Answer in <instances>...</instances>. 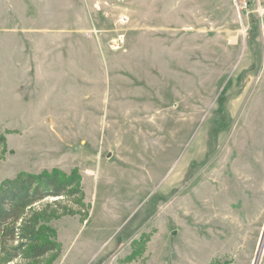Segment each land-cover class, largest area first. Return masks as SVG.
Masks as SVG:
<instances>
[{
    "label": "rangeland",
    "instance_id": "rangeland-1",
    "mask_svg": "<svg viewBox=\"0 0 264 264\" xmlns=\"http://www.w3.org/2000/svg\"><path fill=\"white\" fill-rule=\"evenodd\" d=\"M55 169L0 264H264V0H0V182Z\"/></svg>",
    "mask_w": 264,
    "mask_h": 264
},
{
    "label": "trees",
    "instance_id": "trees-1",
    "mask_svg": "<svg viewBox=\"0 0 264 264\" xmlns=\"http://www.w3.org/2000/svg\"><path fill=\"white\" fill-rule=\"evenodd\" d=\"M80 193L77 176L59 170L21 171L0 182V263L15 258L38 259L57 246L48 227L22 218L24 209L47 197Z\"/></svg>",
    "mask_w": 264,
    "mask_h": 264
},
{
    "label": "bare ground",
    "instance_id": "bare-ground-1",
    "mask_svg": "<svg viewBox=\"0 0 264 264\" xmlns=\"http://www.w3.org/2000/svg\"><path fill=\"white\" fill-rule=\"evenodd\" d=\"M88 173H89V174H91V173H92V171H91V170H89V171H88Z\"/></svg>",
    "mask_w": 264,
    "mask_h": 264
},
{
    "label": "built area",
    "instance_id": "built-area-1",
    "mask_svg": "<svg viewBox=\"0 0 264 264\" xmlns=\"http://www.w3.org/2000/svg\"><path fill=\"white\" fill-rule=\"evenodd\" d=\"M246 5V3H244V6Z\"/></svg>",
    "mask_w": 264,
    "mask_h": 264
},
{
    "label": "water",
    "instance_id": "water-1",
    "mask_svg": "<svg viewBox=\"0 0 264 264\" xmlns=\"http://www.w3.org/2000/svg\"><path fill=\"white\" fill-rule=\"evenodd\" d=\"M262 242V241H261Z\"/></svg>",
    "mask_w": 264,
    "mask_h": 264
}]
</instances>
